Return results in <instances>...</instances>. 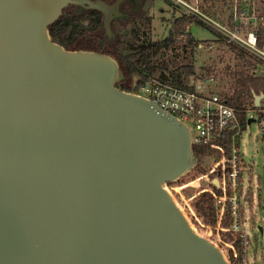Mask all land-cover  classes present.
Listing matches in <instances>:
<instances>
[{
  "label": "water",
  "instance_id": "95a60500",
  "mask_svg": "<svg viewBox=\"0 0 264 264\" xmlns=\"http://www.w3.org/2000/svg\"><path fill=\"white\" fill-rule=\"evenodd\" d=\"M124 1L0 0V264H227L163 188L199 165L188 125L49 34L70 4L112 40Z\"/></svg>",
  "mask_w": 264,
  "mask_h": 264
},
{
  "label": "built area",
  "instance_id": "2783aa9c",
  "mask_svg": "<svg viewBox=\"0 0 264 264\" xmlns=\"http://www.w3.org/2000/svg\"><path fill=\"white\" fill-rule=\"evenodd\" d=\"M165 1L180 12L176 18H195L214 33L227 38V42H233L264 63V42L262 46H258L257 38L258 29L264 27V16L258 12L255 0H224L226 20L220 19V22L212 19L210 16L214 15L200 7L199 0ZM249 20H253L251 30L248 28ZM227 21L231 23V29L226 24ZM165 76L167 79L152 76L136 89L133 86L132 91L124 90L140 95L179 122L188 125L195 154L197 149H203V158L199 159V165L193 170L188 184L177 185L176 181L164 184L163 188L175 201L193 231L210 240L223 253L227 264H249L247 251L251 240L245 228L246 216L251 214L254 193L249 185L245 189L243 186V176L247 175L248 180L252 176L251 169L240 153L237 138L247 125L256 124V141L261 145L260 172L256 180L258 206L262 214L256 232L264 239V100L260 102L258 109H253L251 104L240 121L237 111L227 104L223 94L203 90L205 85L214 82V77H204L202 83H197L192 76L191 87L185 89L176 86L169 76ZM248 119H253L254 122L241 127ZM213 180L217 181L218 188ZM201 183H205L204 188ZM189 186L197 190L184 199L182 190ZM204 193H209L213 201L215 224L204 223L191 207L192 199Z\"/></svg>",
  "mask_w": 264,
  "mask_h": 264
},
{
  "label": "trees",
  "instance_id": "16d2710c",
  "mask_svg": "<svg viewBox=\"0 0 264 264\" xmlns=\"http://www.w3.org/2000/svg\"><path fill=\"white\" fill-rule=\"evenodd\" d=\"M134 17L132 16L126 23H120V26L128 30L127 27L132 24ZM136 20L149 25V20L145 16H140ZM101 21V13L96 10L77 13L73 9H64L48 30L52 41L65 49L97 51L115 57L124 77L123 82L116 84L121 90L132 91L133 86L136 89L155 75L165 79H167L165 75L169 76L172 83L178 87L185 89L191 87L190 78L194 76L192 65L186 64L170 69L165 62L158 61V56L163 51L174 49L181 37H185L184 40H187L190 45L194 44L190 34L185 31L192 24L202 25L195 18L185 16L173 19L167 36L161 41H150V43L135 41L134 29L130 31L131 36L134 37L132 42L125 41L123 35L117 32H114V38L109 40L104 33ZM257 38L258 46H262L263 26L258 29ZM231 49L238 51L240 56L251 57L255 63L261 62L236 45H232ZM244 67L246 71L235 73L226 92L222 93L227 104L237 111L240 121L244 118L245 110L251 107L253 95L264 94V74L255 75L254 65L250 62H245ZM210 72V69H206V75L210 76ZM203 154V149L196 150L199 159L203 158ZM193 209L204 223L215 224L213 201L209 193L198 196L197 201L193 203Z\"/></svg>",
  "mask_w": 264,
  "mask_h": 264
},
{
  "label": "rangeland",
  "instance_id": "374dc122",
  "mask_svg": "<svg viewBox=\"0 0 264 264\" xmlns=\"http://www.w3.org/2000/svg\"><path fill=\"white\" fill-rule=\"evenodd\" d=\"M258 12L262 17L264 16V0H255ZM200 7L206 9L210 16L215 21L220 22L226 20L224 18L223 6L226 5L224 0H199ZM151 9L145 18L149 20V25L143 24L141 21L136 20L127 27L128 30H124L118 24H115L113 31L123 35L125 41L132 42L134 37L131 36L130 31L134 29L136 34L135 41L139 43H150V41H161L167 36L168 30L172 24V20L180 15V12L176 10L171 4L165 0H151ZM220 14V15H219ZM140 15H144L143 13ZM218 16V17H217ZM229 28L231 29V23L227 21ZM230 24V25H229ZM248 28H253V20L248 21ZM186 32L190 34L193 39V45H190L185 37H181L174 47V49H168L163 51L158 56L159 62H165L170 69L177 68L182 65L190 64L194 68V78L197 83H202L204 77H214V82L204 86V91H213L225 93L228 86L232 82V76L239 71H246L244 67L245 62H250L254 65L255 75L264 74V63L257 62L249 56H240L239 52L232 50L231 46L236 45L233 42H227V38L222 35L214 33L209 27L205 25L192 24ZM243 34V33H241ZM237 46V45H236ZM206 69H210V76L206 75ZM262 71V72H260ZM258 129L255 123L247 125L237 138V145L240 149V153L243 154L245 163L251 169L250 175L252 178L247 179V175L243 176L244 189L249 185L253 190V202L251 214L246 216V232L250 237L251 246L248 249L249 264H264V239L257 234V227L261 223L262 214L258 206L257 195V180L256 177L260 172V146L257 143ZM191 172L185 178L180 179L177 185L188 184L191 178ZM201 187H205V183H201ZM197 189L189 186V188L182 190V196L184 199L192 196ZM197 198L192 199L191 207L193 203L197 201ZM256 235V236H255Z\"/></svg>",
  "mask_w": 264,
  "mask_h": 264
},
{
  "label": "flooded vegetation",
  "instance_id": "af4514ba",
  "mask_svg": "<svg viewBox=\"0 0 264 264\" xmlns=\"http://www.w3.org/2000/svg\"><path fill=\"white\" fill-rule=\"evenodd\" d=\"M102 1L107 3V4H112L114 0H110V1L102 0ZM118 6H119V11L122 14L127 15V18H124L121 20L114 19L113 21L110 22L112 32H113V36H114L113 27L115 24H118L120 26V23H126L127 21H129L131 19L132 16H135L134 20L131 22V23H133L140 16L141 17L145 16V14H147L152 7L151 0H132L131 2L130 1H124L123 3H120ZM65 9H73L77 12L80 8L78 6H73V5L69 4ZM86 11H89V10H85V12ZM142 13L144 15H140ZM101 16H102V14H101ZM101 24H102V21H101Z\"/></svg>",
  "mask_w": 264,
  "mask_h": 264
}]
</instances>
